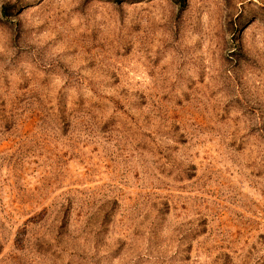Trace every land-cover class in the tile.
I'll return each mask as SVG.
<instances>
[{"label": "clouds", "instance_id": "clouds-1", "mask_svg": "<svg viewBox=\"0 0 264 264\" xmlns=\"http://www.w3.org/2000/svg\"><path fill=\"white\" fill-rule=\"evenodd\" d=\"M11 4L7 15L0 8V144L5 152L32 145L43 153L41 161L76 145L102 150L118 182L101 191L120 200L121 216L131 217L137 229L130 253L145 254L154 202L167 198L155 195L156 185L185 207L166 214L169 243L149 257L155 264H171L179 237L219 209L215 198H200L203 188H219L225 202L249 183H256L249 194L264 192V180L250 177L264 165V0ZM254 64L259 75L250 69ZM59 174L66 179L57 199L79 197L74 185L83 187V178L67 165ZM147 181L152 194L125 203L127 188L148 191ZM178 181L186 192H175ZM112 197L93 193L87 214ZM258 230L264 232V223ZM203 241L198 236L193 243ZM74 243L83 247L84 238ZM244 251L247 264L264 255V249L247 257ZM57 252L67 257L36 228L0 230V264H56ZM127 262L123 255L112 264Z\"/></svg>", "mask_w": 264, "mask_h": 264}, {"label": "rangeland", "instance_id": "rangeland-1", "mask_svg": "<svg viewBox=\"0 0 264 264\" xmlns=\"http://www.w3.org/2000/svg\"><path fill=\"white\" fill-rule=\"evenodd\" d=\"M143 2L151 4L152 0ZM0 8L7 15L15 5L11 4V0H5ZM226 53L227 49L220 51L221 62ZM258 68V64L250 66L257 75ZM161 100H165V97L161 96ZM145 102L146 98L140 101L141 104ZM54 103L49 101L46 106L53 109ZM179 103L180 101H176L177 105ZM54 110L59 111L58 108ZM174 115L179 118V113ZM38 117L39 114L33 119ZM242 147V144L238 146ZM101 151L88 144L76 145L71 153L58 151L54 157L41 161L39 156L43 153L36 152L32 145L19 143L13 151L5 152L0 144V230L19 234L27 231L28 227H33L45 232L48 239L55 241L58 247H63L67 252L66 258L59 252L54 253L56 264L61 260L64 264H112V261L123 255H128L127 264H155L149 257L160 252L169 243L165 234L166 214L185 206L172 203L169 193L156 185L155 195L167 198L154 202V215L143 249L145 254L130 253L133 247L132 237L137 235V229L131 217L121 216L120 200L112 197L111 193L101 191L112 181L118 182L117 177L112 174L111 158H105L100 154ZM65 165L74 176L83 178L84 186L74 185L80 193L79 197H64L61 201L57 198L61 195L63 179L66 177L62 179L59 169ZM157 171L161 176L166 174L163 166H158ZM250 177L256 182L264 180V165L257 167ZM133 178L139 179L140 173H134ZM150 183L147 181L144 184L148 191L128 187L125 203L152 194ZM253 188H256V183H249L247 190H234L235 194L227 197V202L222 198L219 188H203L200 198H215L214 203L220 207L211 221L208 217H201L195 222L193 229L179 237L176 252L168 258L171 264H193L194 259L196 264H247L241 258L242 251L247 249L244 251V256L247 257L251 251L264 249V232L258 230L264 219L257 218L264 217L261 209L264 192L249 194V190ZM186 191L183 182L178 181L175 192ZM93 193L112 198L103 200L96 211L88 215L89 197ZM41 201L44 207H40ZM81 236L84 238L83 247L74 243ZM198 236H203L204 241L194 244L193 241ZM254 264H264V255L256 256Z\"/></svg>", "mask_w": 264, "mask_h": 264}]
</instances>
